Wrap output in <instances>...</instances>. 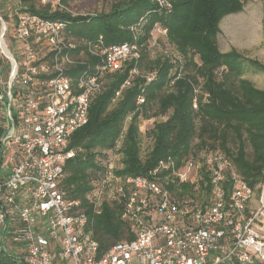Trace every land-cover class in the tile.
Here are the masks:
<instances>
[{
  "label": "built area",
  "instance_id": "built-area-1",
  "mask_svg": "<svg viewBox=\"0 0 264 264\" xmlns=\"http://www.w3.org/2000/svg\"><path fill=\"white\" fill-rule=\"evenodd\" d=\"M154 3L160 11L172 9L171 0ZM144 24L129 28L132 42L105 46L102 37H73L63 22L21 14L11 32L12 53L3 26L0 49L9 69L5 76L0 67V264H264L263 190L256 208L255 192L221 153L189 157L178 168L161 161L151 179L122 178L114 174L118 143L98 156L104 173L87 206L64 191V169L75 154L71 137L87 124L90 103L107 79L134 64L112 102L135 77L153 79L137 67ZM165 33L155 26L150 45ZM79 67L77 75L67 74ZM144 101L137 98L134 112ZM159 173L207 196L174 199ZM110 202L121 208L133 237L100 255L94 217Z\"/></svg>",
  "mask_w": 264,
  "mask_h": 264
},
{
  "label": "trees",
  "instance_id": "trees-1",
  "mask_svg": "<svg viewBox=\"0 0 264 264\" xmlns=\"http://www.w3.org/2000/svg\"><path fill=\"white\" fill-rule=\"evenodd\" d=\"M40 1L18 0L16 12L63 22L73 37L91 41L102 37L105 46L132 42L129 28L144 20L137 67L145 75L153 76L149 82L135 77L131 86L112 102L134 66L129 62L121 72L107 79L104 91L91 101L87 124L72 135L69 144L75 154L64 169L63 189L68 198L87 206V197L104 173L98 156L118 143L120 167L114 170L116 176L151 179L149 174L161 161L171 160L178 168L189 157L218 152L231 162L234 172L250 189L261 194L264 90L243 77L248 73L264 74V64L235 49L221 52L217 46L221 21L240 13L251 0H171L170 13L160 11L154 0H122L107 13L84 16L51 12L49 4L38 7ZM71 1L81 0H59V3L66 6ZM16 12L9 15L0 12L11 28L18 20ZM155 26L166 33L156 36L157 44L152 47L150 32ZM4 66L0 59L3 74ZM82 70L79 67L67 74L75 76ZM139 97L145 99L140 113L134 112ZM152 104L156 105L155 112L151 111ZM131 114L123 131L124 122ZM152 118L158 120L152 122L148 131L151 148L142 159L139 121ZM194 141L197 144L193 147ZM157 177L171 190L174 199L201 200L207 196V191L201 193L176 181L164 180L162 173ZM229 183L227 176L228 190ZM86 211L90 214V210ZM121 213V208L110 202L104 205L101 215L94 217L93 234L100 255L114 244L132 239L131 229L121 219Z\"/></svg>",
  "mask_w": 264,
  "mask_h": 264
},
{
  "label": "rangeland",
  "instance_id": "rangeland-1",
  "mask_svg": "<svg viewBox=\"0 0 264 264\" xmlns=\"http://www.w3.org/2000/svg\"><path fill=\"white\" fill-rule=\"evenodd\" d=\"M122 0H81L71 1L66 6H62L59 0H50L43 3L40 1L37 6H45L49 4L50 11H65L71 16H84L88 14L107 13L111 7ZM0 12L12 14L16 12L18 7V0H0ZM3 10V11H2ZM14 14H18L17 12ZM19 15V14H18ZM10 23H6L0 16V37L3 30V26L6 28L3 36V41L7 49L12 53L14 52L12 42V29ZM220 33L217 36V46L221 52H227L230 49H235L243 56L258 60L264 64V0H251L243 8V10L234 15L225 17L220 25ZM0 59L5 60L1 54ZM5 62V61H4ZM7 75L8 67H4ZM244 79L249 80L253 85L259 89L264 90V74L261 73H248L244 75ZM201 82V80H199ZM200 87L197 88L199 92ZM152 112L156 111V105L152 104ZM158 119L141 120V152L140 156L144 159L151 148V140L148 137V131L152 126V122ZM147 121V122H146ZM149 122V123H148ZM197 141L192 143L194 147ZM230 147H232L230 145ZM194 150V149H193ZM195 152V150H194ZM250 154L249 149H247ZM201 155L199 156V158ZM264 186V185H263ZM262 196L255 192V204L254 207L258 208L257 200Z\"/></svg>",
  "mask_w": 264,
  "mask_h": 264
},
{
  "label": "bare ground",
  "instance_id": "bare-ground-1",
  "mask_svg": "<svg viewBox=\"0 0 264 264\" xmlns=\"http://www.w3.org/2000/svg\"><path fill=\"white\" fill-rule=\"evenodd\" d=\"M263 200H264V192H263Z\"/></svg>",
  "mask_w": 264,
  "mask_h": 264
},
{
  "label": "water",
  "instance_id": "water-1",
  "mask_svg": "<svg viewBox=\"0 0 264 264\" xmlns=\"http://www.w3.org/2000/svg\"><path fill=\"white\" fill-rule=\"evenodd\" d=\"M263 192H264V188H263Z\"/></svg>",
  "mask_w": 264,
  "mask_h": 264
}]
</instances>
